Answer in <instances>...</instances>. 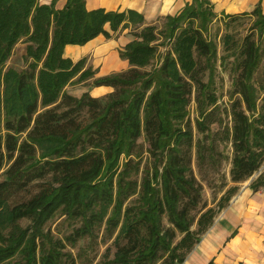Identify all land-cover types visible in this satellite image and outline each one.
Returning <instances> with one entry per match:
<instances>
[{
  "label": "trees",
  "instance_id": "obj_1",
  "mask_svg": "<svg viewBox=\"0 0 264 264\" xmlns=\"http://www.w3.org/2000/svg\"><path fill=\"white\" fill-rule=\"evenodd\" d=\"M55 1L0 0V264H181L238 183L264 187V0L240 44L223 34L221 56L207 36L210 0L185 3L161 25H141L133 9ZM226 16L230 26L239 14ZM127 27L126 69L97 75L85 56L64 53ZM19 41L24 66H6ZM229 56L221 105L217 59ZM70 84L88 88L75 94ZM99 86L107 90L93 95ZM205 186L219 194L216 208Z\"/></svg>",
  "mask_w": 264,
  "mask_h": 264
},
{
  "label": "crops",
  "instance_id": "obj_2",
  "mask_svg": "<svg viewBox=\"0 0 264 264\" xmlns=\"http://www.w3.org/2000/svg\"><path fill=\"white\" fill-rule=\"evenodd\" d=\"M49 3L51 0H39ZM191 0H85L87 9L103 7L106 10L133 9L143 16V23L162 24L165 15L178 13ZM216 19L222 14L249 16L258 0H210ZM66 0H56L55 7L61 8ZM250 18V19H251ZM225 19V18H224ZM251 19V21H252ZM108 29V26H106ZM129 27L106 38L99 34L86 43L68 44L65 55L73 60L83 56L87 63L97 70L120 71L128 67L126 59L118 54L132 38ZM105 64V65H104ZM107 90L104 86L90 89L93 95ZM252 178L238 183L237 192L221 209L213 223L194 246L181 264H264V187L253 190L249 183Z\"/></svg>",
  "mask_w": 264,
  "mask_h": 264
},
{
  "label": "rangeland",
  "instance_id": "obj_3",
  "mask_svg": "<svg viewBox=\"0 0 264 264\" xmlns=\"http://www.w3.org/2000/svg\"><path fill=\"white\" fill-rule=\"evenodd\" d=\"M224 18L227 19V16L223 17L222 14L220 16H218L217 19L215 18L211 22V24L209 26V30L207 32V36L209 38L213 39V41H215V43L217 45V55L218 56H221L224 54L223 43H222L223 34L226 32L232 33L233 43L240 44L242 37L249 30L248 27H249V25L251 23V19H252L249 16H239L236 20L231 22L230 26H226L224 21H223ZM24 48H25L24 42H22V41L17 42V44L14 46V48L12 50L10 57L8 58V60L5 63L6 66H12V67H15L17 69L22 68L24 66V62L22 60V54L25 52ZM159 48L163 49L164 47L160 46ZM263 53H264V51H263ZM231 61H232V56H229L228 59L225 60V65L219 66V59H217V66H218L217 69L219 71L221 79H219V76H216V81H217L216 82V86H217L216 91H217V94L219 95V102H221V105H227L229 103V100H230V91L232 89L231 73H230ZM263 62H264V58L260 64V67H261ZM104 68L107 69L106 67H104ZM104 68L98 69L97 75H105V74H108L111 72H116V71H106ZM86 88H88V87H86L85 85H81V84H77V85L76 84H74V85L70 84L67 86V90L71 91L75 94H80L83 91V89H86ZM189 113H190V117H194V115H195L194 103H191V105L189 107ZM226 120L228 121V118H226L224 116V121H226ZM226 151H227V153H230L229 152L230 148L228 147L226 149ZM193 165H195L194 162H193ZM229 168H230L229 159L228 160L223 159L222 163H221V175H223L224 177H226L228 179H229ZM262 169H264V164L261 167V170ZM196 171L197 170H195V173H196ZM208 171H210V170H207V172ZM196 175H197V173H196ZM214 175H216V174H214V173L210 174V177H214ZM247 180H245V181H247ZM245 181H243V182H245ZM228 183L231 184L229 181H228ZM32 188H34L33 190H36L35 187H32ZM226 188H227V186H225L221 190V194L225 191ZM218 195L219 194H217L216 198H215V195L213 194L212 189L209 188L208 186H205V189L203 192V197H204V199H206L209 206H213L215 208L217 207V201H218V197H219ZM61 219H63V217H57L56 219L49 221L47 225L51 226L52 228H55V225L57 223H59V221ZM64 225H65V223H64ZM84 243H86V241H84ZM105 246H106V243L100 241L99 243H97V245L93 249V252H91L89 254V256H95L94 253H97L96 256L94 257V262L97 261L100 253L105 249ZM73 250L76 253L77 247H75Z\"/></svg>",
  "mask_w": 264,
  "mask_h": 264
},
{
  "label": "bare ground",
  "instance_id": "obj_4",
  "mask_svg": "<svg viewBox=\"0 0 264 264\" xmlns=\"http://www.w3.org/2000/svg\"><path fill=\"white\" fill-rule=\"evenodd\" d=\"M105 65V64H104ZM107 68V67H106Z\"/></svg>",
  "mask_w": 264,
  "mask_h": 264
}]
</instances>
